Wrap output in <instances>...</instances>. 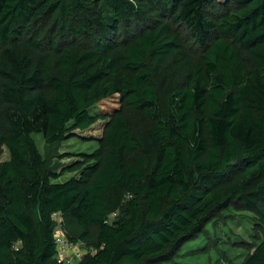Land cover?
<instances>
[{"label": "trees", "instance_id": "1", "mask_svg": "<svg viewBox=\"0 0 264 264\" xmlns=\"http://www.w3.org/2000/svg\"><path fill=\"white\" fill-rule=\"evenodd\" d=\"M98 121L48 168L33 133ZM232 205L263 231L240 264H264V0H0V264H59L54 211L77 264H159Z\"/></svg>", "mask_w": 264, "mask_h": 264}, {"label": "rangeland", "instance_id": "2", "mask_svg": "<svg viewBox=\"0 0 264 264\" xmlns=\"http://www.w3.org/2000/svg\"><path fill=\"white\" fill-rule=\"evenodd\" d=\"M158 78L169 87L176 83L166 71ZM117 101V96L106 98L97 104V108L109 111L118 106ZM102 127L103 123L98 121L87 130H76L74 136L53 145L45 144L41 133H33L32 137L48 168L59 172L63 165L81 161V153L88 154L97 147L96 137L101 135ZM7 157L4 150L2 159ZM75 175L76 171H68L56 181H65ZM113 217L115 214L111 219ZM262 238L263 231L255 214L240 205H232L219 212L197 236L185 242L170 260L159 264H240ZM84 248L89 250L83 244L81 249ZM77 263L76 259L72 261V264Z\"/></svg>", "mask_w": 264, "mask_h": 264}, {"label": "built area", "instance_id": "3", "mask_svg": "<svg viewBox=\"0 0 264 264\" xmlns=\"http://www.w3.org/2000/svg\"><path fill=\"white\" fill-rule=\"evenodd\" d=\"M50 219L54 224L53 236L56 262L59 264H72L74 259L78 262L83 257L85 252H87L85 248L81 249L83 243L71 241L66 236L64 233V217L62 212H52Z\"/></svg>", "mask_w": 264, "mask_h": 264}]
</instances>
